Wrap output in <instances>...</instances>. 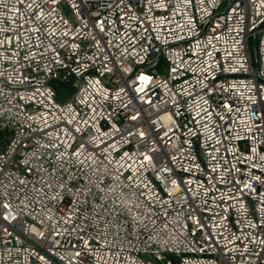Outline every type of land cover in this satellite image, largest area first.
Here are the masks:
<instances>
[{
    "label": "built area",
    "instance_id": "obj_1",
    "mask_svg": "<svg viewBox=\"0 0 264 264\" xmlns=\"http://www.w3.org/2000/svg\"><path fill=\"white\" fill-rule=\"evenodd\" d=\"M0 264H264V0H0Z\"/></svg>",
    "mask_w": 264,
    "mask_h": 264
},
{
    "label": "rangeland",
    "instance_id": "obj_2",
    "mask_svg": "<svg viewBox=\"0 0 264 264\" xmlns=\"http://www.w3.org/2000/svg\"><path fill=\"white\" fill-rule=\"evenodd\" d=\"M250 51H251V55H252L254 62L257 63V48L255 44L253 43V41L250 42ZM71 92H72V89L69 88L68 94H66L65 96L68 97Z\"/></svg>",
    "mask_w": 264,
    "mask_h": 264
}]
</instances>
